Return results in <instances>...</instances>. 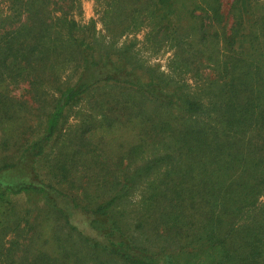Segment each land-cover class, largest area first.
Masks as SVG:
<instances>
[{
    "label": "trees",
    "instance_id": "obj_1",
    "mask_svg": "<svg viewBox=\"0 0 264 264\" xmlns=\"http://www.w3.org/2000/svg\"><path fill=\"white\" fill-rule=\"evenodd\" d=\"M56 1L66 7L52 16L56 9L49 5ZM56 1L6 0L7 11L0 13L3 116L15 103L6 87V93L1 89L4 83L32 76L30 85L39 86L45 76L56 78L58 62L67 60L64 53L75 56L74 67L79 69L75 82L57 88V96L49 101L42 133L26 142L13 160L7 154L0 156V199L23 193L48 202L68 201L69 209L89 214L92 234L72 226L69 210L50 202L63 221L57 217L56 225L62 222L68 229L64 240L73 239L74 244L70 249L61 247L55 256L39 251L17 264H264V43L256 36V46L249 44L236 54L232 49L236 28L225 34L220 0H112L108 5L114 8L113 21L127 24L125 31L148 25L151 49L167 45L171 65L181 75L197 71L203 63L214 65L218 75L207 85H218L202 87L212 94L203 100L200 86L190 90L185 79L174 80L168 92L152 77L131 79L137 62L115 66L107 59L111 53L122 54L118 48L103 44L100 50L93 41L76 38L78 24L68 10L77 0ZM95 50L102 57L95 58ZM92 69L101 76L87 77ZM99 81L129 85L115 86L120 94L128 91L121 100L124 119L132 123L131 117H139L143 136L155 139L159 150L140 165L122 168L121 178L118 169H108L110 179L104 181L109 195L87 208L39 179L34 163L65 110ZM101 117L107 125L114 121ZM7 140L0 135L5 149ZM138 146L130 148L128 157ZM43 173L59 183L70 170L51 167ZM137 188L141 212L132 218L136 235L131 237L111 220L110 211ZM26 223L34 228L36 222L28 218ZM10 224L19 227L15 219ZM76 241H81L78 245L84 252L76 248ZM9 250L0 236V264H15Z\"/></svg>",
    "mask_w": 264,
    "mask_h": 264
},
{
    "label": "rangeland",
    "instance_id": "obj_2",
    "mask_svg": "<svg viewBox=\"0 0 264 264\" xmlns=\"http://www.w3.org/2000/svg\"><path fill=\"white\" fill-rule=\"evenodd\" d=\"M56 2V5H49V9H56L51 11L52 16L60 15L66 7L59 1ZM110 2L112 0H77L72 8H68V16L78 24L79 34H76V38H83L87 42L93 41L94 48L100 50L103 44H111V48H118L123 53L118 52L116 55L111 53L107 59L115 66L127 63L129 67L131 61L137 62L131 79L147 81L148 77H152L160 81L167 92L170 91L174 80L185 79L190 85V90L200 86L199 93L203 100L211 97V91L202 87L218 85L217 83V85L215 83L207 85V80H212L218 75L212 63H203L197 71L192 69L181 75L178 68L175 69L171 65L172 51L167 48V45H162L154 51L151 49L150 40H148L149 26L141 23L135 30L125 31L127 24L120 23L121 21L118 24L117 20L113 21L114 8L108 5ZM160 8L163 10L165 6ZM6 11V0H0V13L3 14ZM220 12L223 17L221 26L225 34L229 33L231 27L236 28L232 45L236 54H242L249 44L256 46L257 39L260 43H264V0H220ZM245 34L249 37L247 38ZM242 35L244 36L241 37ZM99 52L93 51L95 58L102 57ZM54 57L57 56L54 54ZM64 57L67 60L60 65L57 58L59 62L56 66V78L51 79L45 76L39 86L38 84L30 85L28 81L32 76L24 81L14 84L4 83L1 86L4 92L6 87L8 96L14 99L15 103L3 112L5 116L0 112L3 116V119H0V135L7 137L9 144L6 149L0 145V156L7 154V159L13 160L26 142L37 138L44 127V114L48 110L49 101L57 96V88L69 86L77 79L79 69L74 67L75 56H72V53L70 55L64 53ZM102 61L106 60L99 62ZM97 71L92 69L90 72L93 74H87V77L98 76L99 78L101 74ZM115 86L129 85L99 81L73 102L65 110V117L59 121L54 136L45 147L43 154L34 163L39 179L50 183L68 198H73L87 208H92L109 195V186H105L104 181L105 178L110 179L108 169H118L117 175L121 178L122 168L140 165L143 159L159 150L155 139H146V136H143L139 117H131L132 123L124 119L127 114L125 110H120L124 104L121 100L125 99L128 91L120 94V90ZM129 93L131 94L130 91ZM102 114L113 118V123L107 125L103 122ZM6 116L9 119H5ZM137 144H139L138 149L133 152L132 157H128L130 148ZM51 167L69 169L70 174H67L66 179L56 183L57 178L46 177L43 173V170H49ZM103 189L107 191L103 192ZM139 189L129 192L128 197L116 203L110 211L111 220L131 237L136 235L132 218L141 212ZM38 196L21 193L6 195L0 199L1 243L5 249L10 248V258L14 259L15 264L21 262L24 257L28 261L39 251L55 256L61 247L70 249L74 244L75 241L72 238L76 236L71 231L72 241L64 240L65 235L69 234L68 229L64 227L58 215L51 210L50 202L51 204L56 202V206H63L69 210L68 221L72 226L86 235L92 234L89 214L79 209H69L68 201L50 199L48 202V199L46 201ZM261 199L264 200V197ZM57 217L62 221L58 224L59 227L54 221ZM28 218L36 222L34 228L29 227L30 224L26 226ZM14 219L19 223L18 229H13L10 224ZM56 226L57 229H54ZM80 242L76 241V248L79 252H84L81 245H78Z\"/></svg>",
    "mask_w": 264,
    "mask_h": 264
}]
</instances>
